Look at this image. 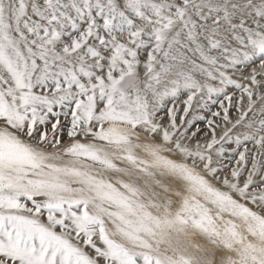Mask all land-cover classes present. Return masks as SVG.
<instances>
[{
	"label": "snow or ice",
	"instance_id": "snow-or-ice-1",
	"mask_svg": "<svg viewBox=\"0 0 264 264\" xmlns=\"http://www.w3.org/2000/svg\"><path fill=\"white\" fill-rule=\"evenodd\" d=\"M0 264H264V0H0Z\"/></svg>",
	"mask_w": 264,
	"mask_h": 264
}]
</instances>
